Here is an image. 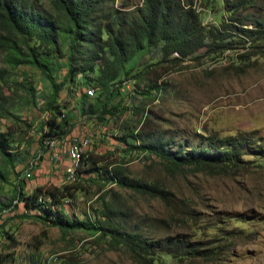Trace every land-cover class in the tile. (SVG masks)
<instances>
[{
  "label": "rangeland",
  "instance_id": "1",
  "mask_svg": "<svg viewBox=\"0 0 264 264\" xmlns=\"http://www.w3.org/2000/svg\"><path fill=\"white\" fill-rule=\"evenodd\" d=\"M125 1L136 5L142 0H116V5ZM235 1L230 0L228 11L223 0H195V6L204 24L221 25L237 11ZM237 13L249 27L264 22V0H253ZM232 42L240 47L217 54L201 49L182 61L164 56L160 47H147L127 64L132 73L124 80L123 93L131 109L117 123L105 125L96 116L81 115L75 109L72 133L56 140L42 159L36 128L46 118L41 109L45 98L38 105L27 103L26 88L18 83L33 84L40 91L44 85L47 92L51 82L30 66L12 70L13 77L3 85L19 102L21 119H14L17 123L4 119L1 130H18L16 144L27 158L17 167L20 175H12L13 185H4L3 198L19 191V180L25 184L24 192L30 193L38 185L77 184L84 178V188L65 201L67 215L94 220L105 199L122 209L129 229L156 243L150 249L152 254L137 260L125 247H113L108 239H99L86 229L64 235L59 227L29 216L21 202L0 218V253L7 254L3 264H264V152L245 151L237 164L215 167L217 171L172 173L156 155L147 157L146 152L132 147L141 140L127 144L121 139L127 126L138 125L145 112L155 120L157 130L152 135H161L172 150L204 146L210 137L216 141L230 137L235 142L258 136L264 145V34L236 37ZM3 57L0 50V66L9 68ZM145 69L151 71L150 76L163 73L162 88L150 96L141 93L150 81L133 77ZM64 71L62 67L63 73L56 71L53 78L59 82ZM83 91L80 81L68 82L60 92V104L74 109ZM30 122L37 127H27ZM86 140L83 153L93 152L105 159L98 163L99 171L77 173L73 180L77 163L71 157L73 166L66 175L62 156L69 154L75 141ZM59 151L60 156L55 157ZM106 167H118L129 178L157 182L165 189L166 199L109 183L104 179ZM7 232L15 236L14 242Z\"/></svg>",
  "mask_w": 264,
  "mask_h": 264
},
{
  "label": "trees",
  "instance_id": "2",
  "mask_svg": "<svg viewBox=\"0 0 264 264\" xmlns=\"http://www.w3.org/2000/svg\"><path fill=\"white\" fill-rule=\"evenodd\" d=\"M251 2L253 0H236L234 11L244 10ZM223 3L228 11L230 0ZM120 5H116V0H0V50L4 53L3 61L9 66H0V218L3 212L22 202L29 216L59 227L64 235L86 229L99 239H108L113 247H125L135 259L144 260L152 254L150 249L156 242L129 229L117 204L104 199V206L95 212L94 220L66 214L65 201L73 199L76 192L84 188V178L77 184L38 185L30 193L24 192L25 184L19 180V191L7 200L3 198L4 185L12 184L13 174L20 175L17 167L27 158L16 144L18 130H1L4 119H21L19 102L12 92L7 93L3 84L13 77L11 71L22 65L39 70L51 82L45 88L47 92L43 90L44 85L40 91L33 84L18 83L26 88L27 103L38 105L39 99L45 98L41 109L46 118L36 128L40 133L38 154L42 159L56 140H64L72 133L76 125L75 109L81 115L96 116L104 125L117 123L131 109L123 93L124 80L132 73L127 64L147 47H160L161 53L172 56L173 61L192 57L201 49H206L207 54H217L240 47V41L232 42L236 37L247 39L264 34V22L257 21L249 27L236 11L221 25L204 24L195 0H142L136 5L125 1ZM62 67L65 68L64 78L57 82L53 76L56 71L63 73ZM150 73L145 69L133 76L150 81L146 92L141 91L148 96L162 88L163 78L162 72L154 76ZM76 81H80L84 91L80 93L78 105L67 110L59 102L60 92L68 82ZM92 89H95L94 94ZM142 113L139 124L134 128L127 126L121 139L127 144L133 139L141 140V144L135 143L132 147L146 152L147 157L156 155L172 173L217 171L215 167L237 164L245 151L264 152L258 136L247 137L248 140L238 138L235 142L230 137L220 141L210 137L204 146L172 150L161 135H152L157 130L155 120ZM27 127L34 129L37 125L30 122ZM104 159L93 152L82 153L77 163L78 175L99 171L98 163ZM104 173L109 183L166 199L165 189L157 182L129 178L118 167H106ZM32 210L36 213L32 214ZM7 235L10 241H15L13 234L7 232ZM6 258L7 254L0 253V264Z\"/></svg>",
  "mask_w": 264,
  "mask_h": 264
},
{
  "label": "bare ground",
  "instance_id": "3",
  "mask_svg": "<svg viewBox=\"0 0 264 264\" xmlns=\"http://www.w3.org/2000/svg\"><path fill=\"white\" fill-rule=\"evenodd\" d=\"M92 93L93 94L95 93V89H92ZM76 143H77L78 146H85V141L84 142L83 141H79V142H76ZM68 152L71 155V157L75 160V162L78 163L80 161L81 156H82V153H83V147L82 148H79V150H74V148H69ZM77 173L78 172H75L73 174V177H74L73 180H76L77 179Z\"/></svg>",
  "mask_w": 264,
  "mask_h": 264
},
{
  "label": "built area",
  "instance_id": "4",
  "mask_svg": "<svg viewBox=\"0 0 264 264\" xmlns=\"http://www.w3.org/2000/svg\"><path fill=\"white\" fill-rule=\"evenodd\" d=\"M88 143V140L85 141V145ZM50 145V143H49ZM83 146H78L76 141L74 142V144L70 145L69 148H74V150H79V148H82ZM65 152H67V149L65 150ZM60 156V151L58 153L55 154V157H59ZM68 157L71 158V155H68ZM68 166H73L72 164V160L71 163Z\"/></svg>",
  "mask_w": 264,
  "mask_h": 264
},
{
  "label": "crops",
  "instance_id": "5",
  "mask_svg": "<svg viewBox=\"0 0 264 264\" xmlns=\"http://www.w3.org/2000/svg\"><path fill=\"white\" fill-rule=\"evenodd\" d=\"M46 154H47V152L44 154L45 156H43V157H46ZM68 153H67V156H65V155H63L62 157H65L64 159H63V165H65V167H67L66 168V175H67V172H68V170H69V168L71 167V166H68L70 163H71V160H72V158H70V157H68ZM61 157V158H62ZM72 163H73V161H72ZM40 167V166H39ZM42 168H39V170H41Z\"/></svg>",
  "mask_w": 264,
  "mask_h": 264
}]
</instances>
